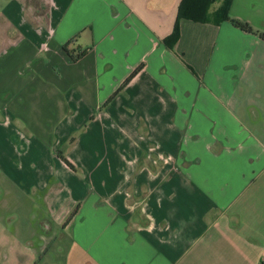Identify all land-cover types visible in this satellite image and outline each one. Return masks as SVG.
<instances>
[{
    "label": "crops",
    "instance_id": "0c3cea01",
    "mask_svg": "<svg viewBox=\"0 0 264 264\" xmlns=\"http://www.w3.org/2000/svg\"><path fill=\"white\" fill-rule=\"evenodd\" d=\"M30 2L2 12L0 173L42 214L10 217L0 264H259L264 105L240 83L264 42L181 20L168 50L180 0ZM229 16L264 23V0Z\"/></svg>",
    "mask_w": 264,
    "mask_h": 264
},
{
    "label": "rangeland",
    "instance_id": "374dc122",
    "mask_svg": "<svg viewBox=\"0 0 264 264\" xmlns=\"http://www.w3.org/2000/svg\"><path fill=\"white\" fill-rule=\"evenodd\" d=\"M24 4L25 6H28L32 3H29V0H0V25L7 21L6 17L2 16V12L6 7L14 5L22 8ZM218 4L220 3H215L210 7L211 12L218 6ZM251 26L255 31L264 33V23L259 22L252 24ZM8 30L10 37L16 39L19 30L15 22L12 23V26L9 27ZM200 31L199 38L206 40L208 34L206 35L202 30ZM260 54L263 56L260 57L259 61L257 60L256 65L255 61L251 63V66L247 70V74L242 78L240 87L247 89L249 97L254 100H252V102L257 101L260 105H264V51L260 52ZM258 89H261V98H259L258 95L252 94L253 91H257ZM78 134L79 132H73L72 136H77ZM95 162H98L97 158H95ZM41 214L42 207L34 203L33 199L30 196L25 195L23 191H19L14 185L6 180V178L4 179V176L0 173V233L5 231L6 233L10 232L8 225L10 217H16V227L24 232L25 229L27 230V226L30 224L32 217H39Z\"/></svg>",
    "mask_w": 264,
    "mask_h": 264
},
{
    "label": "trees",
    "instance_id": "16d2710c",
    "mask_svg": "<svg viewBox=\"0 0 264 264\" xmlns=\"http://www.w3.org/2000/svg\"><path fill=\"white\" fill-rule=\"evenodd\" d=\"M232 1L233 0H180L172 32L162 40L163 45L168 50H174L180 38L181 20H187L194 23H209L210 21H213L215 24L228 22L240 32L255 35L264 42V33L255 31L251 24L246 21L231 18L229 16V9ZM215 3H220V5L211 15L209 9ZM68 46L69 43L64 45L62 49L67 53L73 62L76 63L85 56L86 51L79 52L75 55L76 51L69 50ZM142 67L143 65H140L135 71H133L124 84H127L141 70ZM58 157L69 169L74 170L73 166L61 155V153H58ZM74 213L75 212L71 213L67 219V222L68 220H71V217H73ZM259 264H264V259H262Z\"/></svg>",
    "mask_w": 264,
    "mask_h": 264
}]
</instances>
